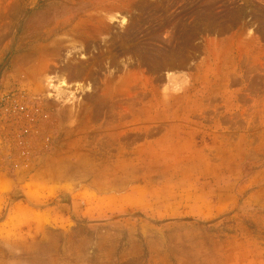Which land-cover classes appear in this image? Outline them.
<instances>
[{
    "label": "rangeland",
    "instance_id": "374dc122",
    "mask_svg": "<svg viewBox=\"0 0 264 264\" xmlns=\"http://www.w3.org/2000/svg\"><path fill=\"white\" fill-rule=\"evenodd\" d=\"M0 264H264V0H0Z\"/></svg>",
    "mask_w": 264,
    "mask_h": 264
}]
</instances>
